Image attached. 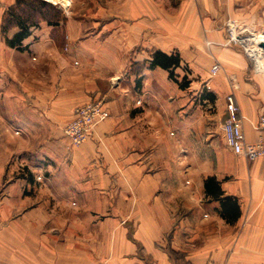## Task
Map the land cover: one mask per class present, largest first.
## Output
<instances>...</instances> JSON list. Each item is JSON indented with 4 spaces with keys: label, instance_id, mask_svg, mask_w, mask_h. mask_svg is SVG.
<instances>
[{
    "label": "crops",
    "instance_id": "obj_1",
    "mask_svg": "<svg viewBox=\"0 0 264 264\" xmlns=\"http://www.w3.org/2000/svg\"><path fill=\"white\" fill-rule=\"evenodd\" d=\"M44 1L63 21H41L19 51L2 34L16 0H0V264H176L169 244L189 264H264V157L212 141L191 94L202 86L199 101L225 120L234 93L258 141L264 72L223 27L239 18L264 33V0H180L173 13L161 0ZM156 51L179 56L188 89L151 68ZM95 101L111 117L70 147L64 127ZM209 178L238 204L235 219Z\"/></svg>",
    "mask_w": 264,
    "mask_h": 264
},
{
    "label": "built area",
    "instance_id": "obj_2",
    "mask_svg": "<svg viewBox=\"0 0 264 264\" xmlns=\"http://www.w3.org/2000/svg\"><path fill=\"white\" fill-rule=\"evenodd\" d=\"M227 44L240 47L247 55V42L256 38L255 34L248 28L239 27L235 20H228L225 26ZM250 56V55H249ZM251 57V56H250ZM258 68V64H257ZM221 70L219 63L212 68V76H216ZM111 117L109 109L103 102H91L78 107L74 112L73 120L64 127V135L72 148H78L92 139L97 126ZM255 129L259 133L256 142H249L244 130V117L241 108L232 93L227 96L226 119L221 125V132L224 143L237 156L248 161H255L264 157V108L261 110ZM39 182L43 177L39 176ZM207 264H225L209 261Z\"/></svg>",
    "mask_w": 264,
    "mask_h": 264
},
{
    "label": "trees",
    "instance_id": "obj_3",
    "mask_svg": "<svg viewBox=\"0 0 264 264\" xmlns=\"http://www.w3.org/2000/svg\"><path fill=\"white\" fill-rule=\"evenodd\" d=\"M41 21L47 22L51 26H58L63 21V12L52 3L44 0H16V4L5 12L2 20V34L8 46L23 51L24 41L31 35V28L39 26ZM14 28L19 31L13 36L8 34ZM161 67L170 73V78L177 82L181 89L186 90L190 87L191 82L187 77L182 81L176 78V69L180 67V58L177 55L165 54L156 51L153 54L151 68ZM136 70H133L135 72ZM142 78H138L136 87H141ZM207 194L213 199L221 201L223 217L229 221L235 219L239 214V206L230 198H222L223 191L215 178H209L205 183ZM168 254L176 262L185 261L184 255L172 249H168Z\"/></svg>",
    "mask_w": 264,
    "mask_h": 264
},
{
    "label": "rangeland",
    "instance_id": "obj_4",
    "mask_svg": "<svg viewBox=\"0 0 264 264\" xmlns=\"http://www.w3.org/2000/svg\"><path fill=\"white\" fill-rule=\"evenodd\" d=\"M161 5H162L163 9H165L166 11H169L170 13H173L176 8L180 7V0H161ZM232 20H235L236 24L239 27H244V28H248V29L250 27L249 25H247L246 22L242 21L239 18H232ZM226 23L223 27L224 32H225ZM253 33L255 34V32H253ZM255 35H257L258 37L264 38V33H256ZM235 47H237V46H235ZM254 50H256L257 52H260L262 54L261 58H262V62L264 63V49L262 47H260L259 45H255L253 47V51ZM247 57L250 59L252 65H253V71L255 73L264 72V70H260L259 67L257 68L258 63L254 60V58L252 56L250 57L249 55H247ZM235 86L236 85H233L234 88H235ZM201 89H202V86L194 85L193 90L191 91V94L195 95V97H194L195 98L194 117H195V120L199 119L200 121H203L202 122L203 126L206 123V135L207 136L210 135L211 136L210 139L212 141H214L215 143H219V142L223 141V136H222V132H221V125L224 121V118L220 117L217 108L214 107V108L209 109L203 104V102L199 101V94L201 92ZM95 102H100V101H95ZM203 117H205V118L208 117L206 119L207 121H205V119H203ZM221 118L223 119V121H221ZM200 152L201 151L199 150V153H198L199 155H200ZM167 239H172V233L167 236ZM170 247H171V245L169 244L167 248L169 249ZM176 264H189V263H187L186 261L180 260V261L176 262Z\"/></svg>",
    "mask_w": 264,
    "mask_h": 264
},
{
    "label": "bare ground",
    "instance_id": "obj_5",
    "mask_svg": "<svg viewBox=\"0 0 264 264\" xmlns=\"http://www.w3.org/2000/svg\"><path fill=\"white\" fill-rule=\"evenodd\" d=\"M252 34H254V33L252 32ZM255 45H259L260 47H262L264 49V38L257 36L256 38H252L251 40H249L247 42V49H248L249 55L252 56L254 58V60L258 63V67L260 69H264V66L261 62L262 61V58H261L262 54L260 52H257L256 50L253 51V47Z\"/></svg>",
    "mask_w": 264,
    "mask_h": 264
}]
</instances>
